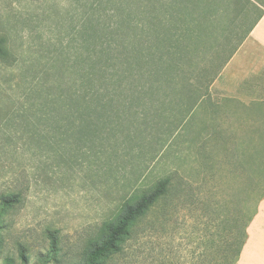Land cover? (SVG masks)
<instances>
[{
    "label": "rangeland",
    "instance_id": "obj_1",
    "mask_svg": "<svg viewBox=\"0 0 264 264\" xmlns=\"http://www.w3.org/2000/svg\"><path fill=\"white\" fill-rule=\"evenodd\" d=\"M160 3L0 0L10 51L0 57V264L82 262L99 227L167 176L172 187L161 205L99 264L234 261L242 226L264 193V159L246 154L264 150L256 112L217 113L205 97L171 87L145 93L127 113L88 109L98 103L90 96L105 92L100 74L110 67L108 47L115 56L118 9L168 20L166 9H140ZM9 195L19 200L6 207Z\"/></svg>",
    "mask_w": 264,
    "mask_h": 264
},
{
    "label": "trees",
    "instance_id": "obj_2",
    "mask_svg": "<svg viewBox=\"0 0 264 264\" xmlns=\"http://www.w3.org/2000/svg\"><path fill=\"white\" fill-rule=\"evenodd\" d=\"M176 1L160 0L161 3L158 6L140 8L171 11L168 12V20L159 19V15L155 16L156 19L148 20L146 14L140 18V15L133 12L130 7L122 6L118 9L116 34L120 36L116 39L115 56L113 57L110 50L113 46L108 47L109 57H106V60L110 67L104 68L103 74H100V80L106 86L105 92L97 90L90 96L93 97V101H98L88 107L91 114L92 112H99L100 115H109L111 112L122 114L123 111L127 113L129 109L126 107L136 101L139 102L145 93L169 87L191 91L195 94L192 100L199 97L214 73L209 66H205L209 62L206 55L209 54L211 44L201 40V27L193 25V19L188 20V12L184 8L180 9ZM138 10L136 8V11ZM8 56L10 51L7 48L6 39L0 35V57ZM111 69L114 71H110ZM104 73L109 74V78L104 79L106 76ZM96 80L97 76L91 75L88 82L94 84ZM95 104L97 105L93 111ZM115 105H118L116 110ZM152 111L153 107H149L144 112L151 114ZM129 114L125 116L128 117ZM258 137H264V135L258 134ZM255 139L253 138L250 142L252 145L257 143ZM208 143V138L201 140V146ZM246 152L250 160L264 159L263 149L252 148ZM172 182L171 176L164 177L152 188L126 200L117 217L103 223L99 227L98 234L88 241L84 250L85 260L76 264H99L101 258L116 250L118 243L125 235H128L129 230L161 205L162 199L171 190ZM263 198L264 193L258 197L242 226V237L232 264H236L240 258L247 238V227L257 213L258 204ZM18 200V195H9L5 196L4 203L8 207ZM57 244L58 241L54 236L51 245L53 256L59 250Z\"/></svg>",
    "mask_w": 264,
    "mask_h": 264
},
{
    "label": "crops",
    "instance_id": "obj_3",
    "mask_svg": "<svg viewBox=\"0 0 264 264\" xmlns=\"http://www.w3.org/2000/svg\"><path fill=\"white\" fill-rule=\"evenodd\" d=\"M176 2L188 12V20L193 19L192 24L201 27V40L211 44L205 66L214 73L199 94L200 99L205 97V106L221 114L256 112L264 131V0ZM236 73L243 76L234 82L226 80ZM236 264H264V198L247 227Z\"/></svg>",
    "mask_w": 264,
    "mask_h": 264
}]
</instances>
